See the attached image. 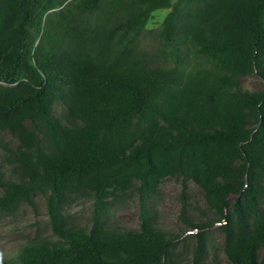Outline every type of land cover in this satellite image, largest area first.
Returning a JSON list of instances; mask_svg holds the SVG:
<instances>
[{
    "label": "trees",
    "instance_id": "1",
    "mask_svg": "<svg viewBox=\"0 0 264 264\" xmlns=\"http://www.w3.org/2000/svg\"><path fill=\"white\" fill-rule=\"evenodd\" d=\"M158 9L169 10L147 29ZM250 74L264 83V0H0V150L20 176L4 182L0 211L48 193L62 238L0 264H179L177 233L146 203L167 176L200 187L230 264H264V90L241 88ZM133 187L138 230L61 224L70 194L102 204ZM187 222L198 264L208 223Z\"/></svg>",
    "mask_w": 264,
    "mask_h": 264
},
{
    "label": "rangeland",
    "instance_id": "2",
    "mask_svg": "<svg viewBox=\"0 0 264 264\" xmlns=\"http://www.w3.org/2000/svg\"><path fill=\"white\" fill-rule=\"evenodd\" d=\"M175 1V0H173ZM169 9H158L152 12L147 29L160 25ZM141 48L152 49L155 41L144 34L140 41ZM243 90H264L263 81L256 74L240 77ZM53 113L59 115L61 104L56 102ZM4 139L14 146L16 139L8 132L3 133ZM0 150V194L6 181L18 182L19 173L3 159ZM135 185L136 182H135ZM47 194L35 192L34 205L20 203L13 214L0 211V256L13 254L20 246L35 238L62 239L55 235L51 217L48 213ZM233 197L230 196V199ZM150 209L152 221L160 228L177 233L178 239L174 248L179 264H194V248L197 246V228H192L188 221L208 223L204 230L203 254L197 259L198 264H230L223 252V233L220 228L222 221L209 211L202 190L190 179L181 176H167L160 180L157 191L146 201ZM61 224L72 229L88 230L96 218L100 224H115L127 229L138 230L140 226V195L135 187L130 191L114 190L96 202L92 193L70 194L60 207ZM184 215V217H183ZM186 219V220H185ZM262 252L259 256H262Z\"/></svg>",
    "mask_w": 264,
    "mask_h": 264
}]
</instances>
